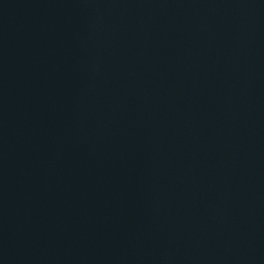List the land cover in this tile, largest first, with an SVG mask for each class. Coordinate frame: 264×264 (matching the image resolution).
<instances>
[{"label":"water","instance_id":"1","mask_svg":"<svg viewBox=\"0 0 264 264\" xmlns=\"http://www.w3.org/2000/svg\"><path fill=\"white\" fill-rule=\"evenodd\" d=\"M0 264H264V0H0Z\"/></svg>","mask_w":264,"mask_h":264}]
</instances>
